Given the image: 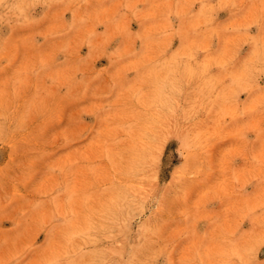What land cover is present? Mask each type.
I'll return each mask as SVG.
<instances>
[{
	"label": "rangeland",
	"instance_id": "obj_1",
	"mask_svg": "<svg viewBox=\"0 0 264 264\" xmlns=\"http://www.w3.org/2000/svg\"><path fill=\"white\" fill-rule=\"evenodd\" d=\"M0 264H264V0H0Z\"/></svg>",
	"mask_w": 264,
	"mask_h": 264
}]
</instances>
